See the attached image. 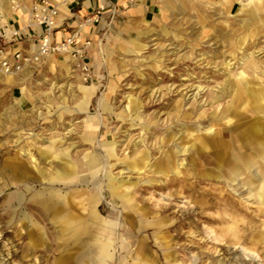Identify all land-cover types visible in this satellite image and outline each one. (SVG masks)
<instances>
[{"label": "bare ground", "instance_id": "6f19581e", "mask_svg": "<svg viewBox=\"0 0 264 264\" xmlns=\"http://www.w3.org/2000/svg\"><path fill=\"white\" fill-rule=\"evenodd\" d=\"M49 1L61 21L71 0ZM173 1L183 8V0H169ZM233 1L223 0L224 13H229ZM20 2L26 4V12ZM239 4L244 31L264 26V0H239ZM31 7V0H0V26L8 37L13 31L8 20L15 18L22 28L30 24L40 32ZM60 37L57 33L56 40ZM244 41L230 44L229 61L220 54L219 65L224 69L221 75H211L222 79L214 87L196 84L186 72L184 83L170 85L163 94H176L179 99L167 107L154 105L158 111L149 116L144 115L149 104L129 97V128L137 125L143 134L137 141L130 135H106L108 131L97 135V122L89 117L74 142L71 135H29V148L17 149L7 169L8 184H24L30 192L32 215L18 219L21 225L29 224L24 236L28 243L19 259L29 264L41 257L42 264H47L46 255L52 254L50 264H185V260L189 264H264V60L248 52L253 46L241 48ZM133 47L142 48L138 43ZM234 48L242 50L240 58ZM198 57L201 64L209 59L217 66V56ZM189 58L184 55L180 60ZM0 75L8 85L17 84L14 74L1 65ZM77 90L82 100L76 107L83 110L94 87L78 84ZM20 94L31 100L30 113L36 112L37 97L24 87ZM99 107L103 112L110 110L104 101ZM125 115V111L116 114L122 121ZM160 116H165L161 122ZM32 117L45 120L41 112ZM195 194L200 197L193 202L196 211L186 201L181 216L171 212L178 208L179 199ZM102 196L111 200L110 210ZM22 200L18 197L19 204ZM207 210L216 211L209 214ZM200 224H206L204 233L211 235L210 248L203 247L207 240L199 237ZM185 228L190 230L186 233L190 246L179 242ZM220 243L237 247V258L219 259V252L225 250ZM192 246H197L196 258L179 261L178 255H185Z\"/></svg>", "mask_w": 264, "mask_h": 264}, {"label": "rangeland", "instance_id": "374dc122", "mask_svg": "<svg viewBox=\"0 0 264 264\" xmlns=\"http://www.w3.org/2000/svg\"><path fill=\"white\" fill-rule=\"evenodd\" d=\"M129 1L127 4L129 6L127 9L131 11L129 14H123L119 10L112 19L110 12L106 13L102 19L105 25L101 22L91 33L89 53L94 73L92 83L83 84L73 72L68 58L55 55L16 72L13 78L17 84L13 86L5 82L4 75H0V264L6 259L5 264H26L19 259V255L28 243L24 236L26 225L29 224L25 221L21 225L18 219L24 216L30 218L32 215L28 207L30 192L25 189L24 184L18 185L15 181L8 184L7 169L17 149L29 148L27 138L30 137L29 135H71L74 142L78 135H82L83 120L89 117L97 122V135H105L108 131L106 135H130L137 141L143 134L139 132L137 125L129 128L130 116L126 109L129 97L138 99L141 104H149L151 108L144 111V115L149 116L155 115L158 111L154 105L162 103L167 107L171 102L179 99L176 94H170L169 97L163 94L170 85L174 87L184 83L186 72L192 75L196 84L199 82L203 86L208 84L209 88L214 87L222 79L211 78V75L222 74L224 66L219 65V62L223 60V56L226 61L230 60V44L238 40H245L241 48L246 45L253 46L248 52H255L264 60V26L255 27L250 33L244 31L242 27L244 16L240 12L239 0L233 1L228 14L222 10L223 0H183V8L174 1L152 0L156 6L147 18H144L143 10L137 6V0H133L132 3ZM20 5L24 12L26 4L20 2ZM261 17L264 20V10ZM15 19L8 20L9 26L12 30L21 31L26 35L25 39L19 41L18 47L30 54L35 51L37 44L35 27L29 24L26 28H22L18 19ZM9 40L5 28L0 26V47L6 48V52L14 44ZM134 43H138L142 48L135 49ZM259 49L262 50L258 51ZM234 50L237 58H240L242 50L235 48ZM200 54L204 57L217 56L214 58L217 66L214 68V64L208 62L209 59L203 64L198 62ZM184 55H189V60L181 61ZM94 58L97 59L98 64L93 63ZM155 64L157 67L160 65L161 69H155ZM230 64L234 69L238 67L233 61ZM78 84L94 87L83 110H78L76 107V104L82 100L77 90ZM21 87H24L28 94L37 97L36 112H41L45 120L33 121L32 115L36 113L35 109L33 114L30 113L33 109L32 102L28 96L20 94ZM102 101L109 106V111L103 112L100 109L99 103ZM190 103L191 101L187 104ZM121 111L126 112L124 121L116 116ZM160 117L161 122L165 116ZM193 122L194 120H191L185 124L189 125ZM68 131L71 132L67 133ZM26 142L27 147L24 146ZM147 147L152 150L151 140H148ZM26 168L30 169L28 165ZM27 186L35 185L27 184ZM143 195L145 198L149 197L148 194ZM17 196L23 198L20 204ZM156 198L158 199L159 196L156 195ZM199 198L195 194L191 199H179L178 208L172 209L171 212L177 217L181 216L186 211V206L183 204L186 201L191 202L188 208L196 211L197 206L193 202ZM101 199L110 210L111 200L104 196ZM254 209L253 204L251 210ZM215 211L207 210V213L215 214ZM205 227L206 224L205 226L200 224L199 231L202 232L199 237L204 241L207 240L206 245L203 246L207 249L212 242L209 239L211 235L204 233ZM183 232L184 236L179 242L190 246L186 234L190 230L185 228ZM220 244L225 250L219 252V259L237 258V247ZM219 249L220 247L217 251ZM133 250L134 246L130 247V251ZM196 252L197 246H192L185 251V255L179 254L178 260H193L196 258ZM35 255L39 256L40 252ZM46 256L47 264H50L54 256L52 254ZM40 258L35 261L29 260V264H42L44 259L40 261ZM185 264H189V261L185 260Z\"/></svg>", "mask_w": 264, "mask_h": 264}, {"label": "built area", "instance_id": "2783aa9c", "mask_svg": "<svg viewBox=\"0 0 264 264\" xmlns=\"http://www.w3.org/2000/svg\"><path fill=\"white\" fill-rule=\"evenodd\" d=\"M132 1H129V3ZM107 13L104 4L97 5L86 16H82L75 27L68 29L64 26V20L59 21L57 8L49 0H33L31 17L40 29L37 36L35 51L27 54L18 47L19 41L26 35L21 31L13 30L10 34V42H14L10 50L0 47V65L7 73L15 74L33 63H39L42 59L55 55L68 58L73 72L77 74L83 84L92 83L94 78L93 68L90 62L91 39L85 36L84 30L88 27L99 25L103 16ZM116 11H110L112 19ZM30 31V29L28 28ZM57 33H61L56 40ZM13 47V48H12Z\"/></svg>", "mask_w": 264, "mask_h": 264}, {"label": "crops", "instance_id": "0c3cea01", "mask_svg": "<svg viewBox=\"0 0 264 264\" xmlns=\"http://www.w3.org/2000/svg\"><path fill=\"white\" fill-rule=\"evenodd\" d=\"M128 1L129 0H71V2H69L66 6L67 15L63 17L64 26L67 29L69 27L71 28L75 27L82 16L88 15L92 9H94L97 5H101V4H104L107 7V13H109L112 10L115 11L121 10L123 14H129V12H131L130 9L128 10L123 6L124 3L127 5ZM131 1L133 2V0ZM137 1H138L137 6H139V8L143 10L144 18H147L149 15L153 13L156 5L152 3V0H137ZM132 10H136V9H132ZM94 28L95 26L91 28L87 27L84 30L85 36L90 38ZM35 32L37 36L40 33L37 31V29H35Z\"/></svg>", "mask_w": 264, "mask_h": 264}]
</instances>
